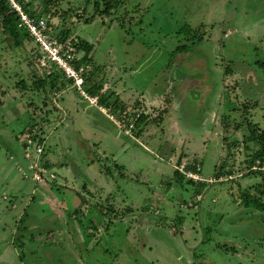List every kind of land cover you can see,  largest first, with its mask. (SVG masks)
<instances>
[{
	"label": "rangeland",
	"instance_id": "obj_1",
	"mask_svg": "<svg viewBox=\"0 0 264 264\" xmlns=\"http://www.w3.org/2000/svg\"><path fill=\"white\" fill-rule=\"evenodd\" d=\"M15 1L27 12L55 11L52 30L92 45L89 85L105 96L110 123L76 104L86 101L73 87L51 94L62 111L44 126L40 157L55 179L32 181L17 146L48 73L34 66L35 44L9 48L0 25V264H264V209L238 195L264 181L247 175L255 144L244 141L248 122L264 130V90L243 97L264 82V0H121L108 14L96 13L95 0H50L46 13L44 0ZM183 44L187 52L174 54ZM129 74L142 92L125 114L109 107L110 87ZM157 84L159 103H148L142 87ZM194 163L198 179L187 183ZM219 166L224 175L230 168L223 182ZM37 186L61 204L51 209L33 195Z\"/></svg>",
	"mask_w": 264,
	"mask_h": 264
},
{
	"label": "trees",
	"instance_id": "obj_2",
	"mask_svg": "<svg viewBox=\"0 0 264 264\" xmlns=\"http://www.w3.org/2000/svg\"><path fill=\"white\" fill-rule=\"evenodd\" d=\"M49 2H50V0H44L43 6L41 7V12H45V13L48 12L46 10V7H49L48 6ZM120 2H121V0H95V2L93 3V8L95 9L97 14L98 13L99 14H108L110 11H112V9L114 7H117L120 4ZM100 3H102L104 8L99 9ZM22 7L25 10H27L26 6L22 5ZM28 13L30 15H33V14L39 15V12H37V13L28 12ZM48 13L50 14V12H48ZM50 15H52V16L55 15V11ZM17 22H18V19H17L15 13L12 10H10V8L8 6V2L6 0H0V25H1V35L3 37L2 41L3 42L6 41L8 47L12 48V49L21 47L23 45L24 41H30L33 43V40L31 39V37L24 30L19 29L17 27ZM53 23L52 22L49 23L48 31L52 32V33H58L60 40H62L64 37L67 36L66 35L67 33L63 30H59L58 32H55L54 30H52L54 28ZM192 37H194V36H192ZM78 45H77V48L81 49V51H84V54L81 58V61L86 62V63H90L89 62L90 58L88 57V54L91 51L92 45L83 41V40ZM187 50H188L187 47L183 44V45L176 47L174 54L186 53ZM34 54H36L38 56L37 46L35 47ZM165 66L167 67V65H165ZM57 73H58V75H57ZM88 80H89V76L86 77L85 81H88ZM46 83L48 85V88L46 86ZM40 85H41V92L40 93L42 94V92H44L45 94L44 95L42 94L43 98L41 99L40 97H38L39 93H36V97L40 98L38 104L34 100H32L31 103L29 102L30 104H28V105L32 109L31 114L33 115V119H32V125H30V127H28L27 129L36 128V130L41 132V134H43L44 136L45 135L47 136V134L44 130V126H45V124L49 125L52 122L51 121L52 120L51 113L57 111V107H56L57 105H55L54 98L50 101V97H52L51 94H54L53 96H55L56 93L59 92V95H60L63 91H65V89L68 86H70V81L66 80L64 78V76L61 73H59L58 71H52L47 75H43V77L40 80ZM84 88H85V90L89 96L97 97L99 105H104L105 96L98 95V91H99L98 85H90L86 89L85 84H84ZM48 90L51 93H49ZM60 90L61 91L63 90V91L60 92ZM1 103H3V102H0V104ZM109 107L115 108V110H119L122 112L125 110V108L127 106H125L119 99L114 97L112 102H111V105L109 104ZM124 112L126 114L127 111H124ZM98 113L102 117H105L99 111H98ZM138 117H139V119L143 118L141 116V114ZM104 119L109 122L108 118L105 117ZM122 121H123V124H125V125L128 123L127 115H125V117ZM248 125H249L248 130L250 132V135L244 141H247L248 139L252 140L253 143L255 144V148L253 150V153L251 154V158L249 160H246V162L248 163L246 167L249 168L247 171V175L248 176L249 175H258V176L264 177V171L259 170V169H257V170L251 169V167L254 166L255 161H259L260 164H264V130L257 131L255 126L251 125L249 122H248ZM112 126H113V124H112ZM31 138L33 140H36L38 137L36 135H31ZM226 151H227V149H226ZM228 155H229V152L227 151V153L224 154V156L227 157ZM219 159L221 160V156ZM41 165L44 167H47L49 169V165L46 161H44V158H41ZM222 167H225V166H222ZM222 167L219 166L220 170L217 167L215 168V170H216L215 171V179L220 181V182L224 181V180H220L222 178V176L229 175L228 177H230V174H229L230 168L229 169L227 168L228 170L226 171V173L224 175V174H221V173H223ZM185 169L187 171H192V172L197 173L199 171V166L197 163L189 164ZM182 176H183V174H182ZM183 178L187 181V183H192V180H189L185 176H183ZM263 190H264V181H262L261 184H256V187L254 186L253 191L251 189H243L242 192L240 191L238 193V195L240 196L239 198H242L240 204H243L245 206H250V207H252V209L255 208L256 210H263L264 209V203H263L264 202V191ZM252 193H254V194H252ZM82 202H84V199L82 200ZM74 214H79L81 216L83 215L80 212L79 208L74 210ZM90 224H93V222L90 221ZM220 247L226 249L225 246H220ZM226 250H229L231 252H235V249L233 247H230L229 249H226Z\"/></svg>",
	"mask_w": 264,
	"mask_h": 264
},
{
	"label": "built area",
	"instance_id": "obj_3",
	"mask_svg": "<svg viewBox=\"0 0 264 264\" xmlns=\"http://www.w3.org/2000/svg\"><path fill=\"white\" fill-rule=\"evenodd\" d=\"M10 10H12L17 19V27L24 30L33 40V43L38 48V56L34 60V65L43 72L58 71L66 80L70 81V87L76 89L78 94L85 99L88 104L103 110L95 96H89L84 88L85 79L90 65L81 61L78 53L77 40L74 37H64L60 40L58 33L48 31V25L51 21L50 15H30L19 3L15 0H6ZM49 19V21H48ZM225 37L228 35L225 33ZM105 111V110H104ZM31 135H36L38 138L33 140ZM41 132L36 128L26 129L22 133L20 148L24 159H26V168L30 172V179L34 182L39 181H54L55 175L50 172L47 167L41 165V155L44 150V142L46 140ZM34 150L32 157L31 150ZM36 157V158H35ZM252 170L264 171V164L255 161ZM198 170V169H197ZM195 172L185 171L184 175L188 179H198ZM23 178H28L25 171H21ZM6 200V196H2Z\"/></svg>",
	"mask_w": 264,
	"mask_h": 264
},
{
	"label": "crops",
	"instance_id": "obj_4",
	"mask_svg": "<svg viewBox=\"0 0 264 264\" xmlns=\"http://www.w3.org/2000/svg\"><path fill=\"white\" fill-rule=\"evenodd\" d=\"M91 57V56H90ZM166 68V67H165ZM95 73V72H94ZM94 73H93V71L90 73V75H89V80L91 79V77L94 75ZM87 76H88V74H87ZM114 76V75H113ZM118 76L120 77V74H118ZM131 76H133V74H129V75H127V76H124V77H122V78H118V80L117 81H113V83H112V86L110 87V91L112 92V94L114 95V96H116V98L117 99H119L125 106H130V104L133 102V100H135V98H133L132 96H133V94L136 92V91H141L142 92V90L140 89V88H138V87H136L135 86V84H134V82L135 81H141L142 82V79H138L139 77L136 75V76H134V80H131ZM115 79V78H114ZM121 79L123 80V81H121ZM89 80L88 81H85V87H86V89H87V87H89L90 85H89ZM165 83H167V81H165ZM165 85V84H164ZM141 86V85H140ZM159 86H160V84H157V85H154V86H152V88H151V90L149 91V92H147V89L149 88V84H148V88H144V87H142L144 90H145V93L146 94H143L141 97L145 100V101H147L148 103H152L153 101H156V97L155 96H152L153 95V93H156L157 94V97L159 98V97H161L162 96V94L163 93H158V92H160V91H157V89L159 88ZM250 88V89H249ZM260 89H263L264 90V82H263V80H261V78L260 79H257L256 81H254L253 83H252V85H251V87H250V85L248 86V88H247V91L245 92V94L243 95V97L244 98H248V97H250V96H252L253 97V95L257 92V90H260ZM153 90H155V91H153ZM206 90H207V88H206ZM67 91V90H66ZM180 91H182V87L180 88ZM207 91H209V90H207ZM65 92V91H64ZM101 93H102V90L100 91ZM104 93V92H103ZM209 94H210V92H208ZM142 94V93H141ZM204 100H205V98H204ZM204 100L202 101V102H200L199 104H198V106H202V105H204ZM1 101H2V99H1ZM71 101V100H70ZM3 102V101H2ZM72 102V101H71ZM157 103H159V100L157 99ZM76 104H78L79 106H80V104H81V108L83 109V110H86V106H88V104H87V102H84V103H76ZM90 105V104H89ZM58 106V105H57ZM92 106V105H91ZM59 107V110H57L58 112L59 111H62V109H61V107L60 106H58ZM193 109V110H192ZM192 109H191V111H194L195 109H196V106H195V104H193V106H192ZM97 110L100 112V113H102L103 115H105V111H104V109L101 111V110H99L98 108H97ZM250 111V110H249ZM64 112H66L65 110H64ZM252 112H254V111H252ZM68 113V112H67ZM252 114V113H251ZM68 115L69 114H66L65 115V118H67L68 117ZM252 115H254V113L252 114ZM210 119H212V117H209V118H207V120H208V125L207 126H211V124H210V122H211V120ZM199 126H202L201 124L199 125ZM207 126H202V127H200V129L201 130H203V128H205V127H207ZM212 127V126H211ZM213 129H215V127L213 126ZM115 133H120V132H118L116 129H115ZM185 135V138L186 137H189V136H191L190 135V133L188 134V133H185L184 134ZM17 141V140H16ZM19 144V142H17V145ZM18 148H20V146H17ZM15 154H16V152H17V150H14L13 151ZM192 153H194L193 152V150H192ZM22 156H23V154H22ZM221 156V155H220ZM8 158H13L14 159V157H13V155H12V153H9V156H8ZM220 158V157H219ZM218 158V160H217V163H218V161L220 160ZM23 159H24V157H23ZM25 160V162L27 161L26 159H24ZM17 162H19V161H17ZM19 164H21L20 162H19ZM26 165V164H25ZM24 165V166H25ZM21 166H23L22 164H21ZM4 175V173L2 172V169H0V177L1 176H3ZM213 180V179H212ZM55 184H56V182H55ZM34 188H36V189H33V195H36V197H39V194L41 195V194H43L42 196H45V198H46V200H47V202L48 203H50L49 205H51L52 204V206H50V208L52 209L53 208V205L54 206H56V205H59V204H61V201H58V203H55L54 201H53V199H51L50 198V189H48V188H46V187H41V186H37V187H34ZM28 206V205H27ZM22 212H23V210H22ZM17 217H19L18 215H17ZM1 254H2V252H0ZM0 254V255H1Z\"/></svg>",
	"mask_w": 264,
	"mask_h": 264
}]
</instances>
